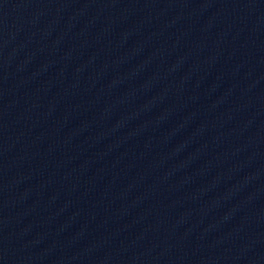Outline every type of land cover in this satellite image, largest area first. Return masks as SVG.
<instances>
[{
	"label": "water",
	"instance_id": "1",
	"mask_svg": "<svg viewBox=\"0 0 264 264\" xmlns=\"http://www.w3.org/2000/svg\"><path fill=\"white\" fill-rule=\"evenodd\" d=\"M0 264H264V0H0Z\"/></svg>",
	"mask_w": 264,
	"mask_h": 264
}]
</instances>
